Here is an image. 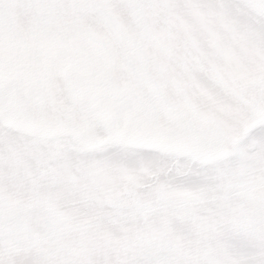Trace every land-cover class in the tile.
<instances>
[{
  "label": "snow or ice",
  "instance_id": "1",
  "mask_svg": "<svg viewBox=\"0 0 264 264\" xmlns=\"http://www.w3.org/2000/svg\"><path fill=\"white\" fill-rule=\"evenodd\" d=\"M0 264H264V0H0Z\"/></svg>",
  "mask_w": 264,
  "mask_h": 264
}]
</instances>
